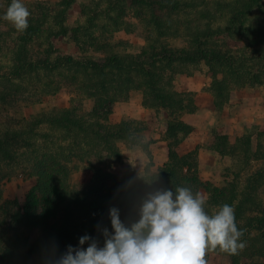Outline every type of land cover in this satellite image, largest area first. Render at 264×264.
Returning a JSON list of instances; mask_svg holds the SVG:
<instances>
[{
  "label": "trees",
  "instance_id": "trees-1",
  "mask_svg": "<svg viewBox=\"0 0 264 264\" xmlns=\"http://www.w3.org/2000/svg\"><path fill=\"white\" fill-rule=\"evenodd\" d=\"M264 0H92L81 5L84 21L69 26L75 0L54 6L32 5L29 26L3 51L7 28L0 31V264H55L68 245L78 247L88 235L104 244L102 229L114 232L109 209L120 210L126 226L139 219L141 198L165 187H190L208 193L206 209L225 203L235 209L246 247L227 253L228 264H264V131L247 133L231 144L216 133L209 147L232 155L237 171L223 187L200 178L197 151L179 155L181 140L193 131L184 115L196 110L193 92H178V74H193L200 65L211 73L210 89L218 110L237 87L264 85V22L254 12ZM11 0H0V23ZM3 4V6H2ZM37 4V3H35ZM133 19V20H132ZM143 27L140 51L118 52L111 40L124 28ZM68 37L82 52H56L53 40ZM3 38V40H1ZM41 39V50H33ZM182 42L183 45L173 44ZM123 43V42H120ZM7 53L8 63L3 62ZM8 64V65H7ZM67 90L72 98H92L90 111L71 107L41 108L15 118L21 101L42 105L44 98ZM141 90L143 105L168 114L165 139L168 161L154 171L119 175L114 163L124 154L119 142L141 145L147 125L135 119L111 123L117 102ZM148 149V144L144 145ZM259 163L240 187V172ZM91 171L88 181L73 179L79 164ZM5 167H8L5 170ZM20 170L35 183L24 202L3 197L1 182ZM90 242V241H89ZM86 242L82 247L86 248Z\"/></svg>",
  "mask_w": 264,
  "mask_h": 264
},
{
  "label": "clouds",
  "instance_id": "clouds-1",
  "mask_svg": "<svg viewBox=\"0 0 264 264\" xmlns=\"http://www.w3.org/2000/svg\"><path fill=\"white\" fill-rule=\"evenodd\" d=\"M30 15L23 0H11L2 18L24 32ZM206 204L202 194L187 186L156 188L141 198L139 219L131 226L121 221L118 208L111 207L114 232L102 229L103 246L81 236L80 246L68 245L55 264H208L209 252L243 250L244 230L237 226L235 209L225 203L209 212Z\"/></svg>",
  "mask_w": 264,
  "mask_h": 264
},
{
  "label": "crops",
  "instance_id": "crops-1",
  "mask_svg": "<svg viewBox=\"0 0 264 264\" xmlns=\"http://www.w3.org/2000/svg\"><path fill=\"white\" fill-rule=\"evenodd\" d=\"M211 82V73L207 68L193 74H178L174 83L178 92H193L196 105L194 112L183 117L193 131L181 140L176 151L179 155L197 151L200 178L206 182L216 178L230 179L237 171L232 155H222L209 147L208 140L213 133L226 134L230 143L235 144L239 137L247 133L256 136L259 131H264V85L232 90L229 102L218 110L210 89ZM166 117L168 114L165 110L157 111L144 106L142 91L133 90L127 101L114 105L109 119L111 123L126 119L140 120L153 129H162L165 137ZM154 138L150 149L154 164L160 167L168 161V141L161 138V133Z\"/></svg>",
  "mask_w": 264,
  "mask_h": 264
},
{
  "label": "rangeland",
  "instance_id": "rangeland-1",
  "mask_svg": "<svg viewBox=\"0 0 264 264\" xmlns=\"http://www.w3.org/2000/svg\"><path fill=\"white\" fill-rule=\"evenodd\" d=\"M59 0H23V3L28 7L32 5V9L36 10L35 14H39L41 9H38L39 6H54ZM92 0H75V3L71 5V7L68 10V25L73 26L78 23H81L84 21V16L81 14V5L82 4H89ZM37 3V4H35ZM3 6V4H2ZM255 18H259L260 21L262 20L264 22V1L261 8H258L254 12ZM133 20V19H132ZM3 27L7 28V32L10 33L7 35L6 41L4 43H8V45H5L3 51H6V49L10 46V43L12 40H14L15 36H17L20 32H18L13 25H7L4 26L0 23V31L3 29ZM3 40V38H1ZM41 39L38 40L35 49L34 46H32L33 50L42 49L40 46L41 44L45 45L44 43H41ZM113 43H115V51L118 52H131L135 53L140 51L141 47L144 45L145 40L143 36V27L139 24L138 27L134 30H125L124 28L117 30L115 33H113V38L111 40ZM55 45L56 52L60 53H66V54H72L74 56H87L91 55L93 57H101L104 53L102 52H96L90 50L89 52H82L79 50V48L74 44V42L69 39L68 37H59L55 38L53 40ZM123 42V43H120ZM173 44L177 45H183L182 42L176 41L173 42ZM8 46V47H7ZM8 55L7 53L3 56L2 63H8ZM8 65V64H7ZM207 70L206 65H200L196 71H204ZM247 87V86H246ZM246 87H237L235 89H246ZM44 103L42 105L34 106L33 104H27L25 101H21L19 104V108L17 112H12V116L15 118L20 117H30V115H34L37 111H39L41 108H51V107H71L73 105H80V110L88 111L90 110L94 105V99L92 98H72V95L67 90H62L54 95H49L44 98ZM166 115V113H164ZM167 116V115H166ZM167 118V117H166ZM161 130V131H160ZM159 133H161V138L165 139L162 129H153L150 126L147 125V129L142 131L140 133V138L142 141L141 145H130L124 141L119 142V146L124 154V157L121 161L114 163V170L119 174L123 175L127 170L135 171L138 175H142L146 173L147 171H156L158 167L153 162V155L152 151L150 149V144L154 142V137L158 136ZM158 134V135H157ZM216 133L212 134L208 140V143H211L214 140ZM166 140V139H165ZM148 144V149L144 147V145ZM257 167H259V163L254 162L252 166L244 169L242 172H240L239 178H237L238 185L240 187H243L245 184V179L248 176L249 173L254 171ZM8 167H5V170ZM238 167L236 166V170ZM91 176V171L87 168L86 164L80 163L79 167L74 171L73 173V179L75 181H88ZM230 176V175H229ZM230 179H221L216 178L214 181H208L212 183L215 186L224 187L227 182L233 180ZM35 183V179L33 177L27 176L24 172L20 170L14 171L12 174H10L9 177H6L1 182L3 197L8 200H18L21 204L24 202V199L26 197V194L28 191L33 187ZM200 194H202L206 199L208 198V193L204 189H201ZM208 264H228L227 263V253H223L220 251L215 252H209L206 256ZM31 263L34 264V259L31 260Z\"/></svg>",
  "mask_w": 264,
  "mask_h": 264
}]
</instances>
